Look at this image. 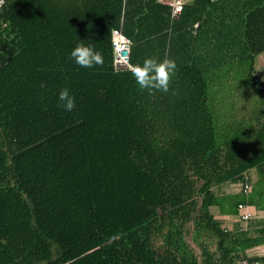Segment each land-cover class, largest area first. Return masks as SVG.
<instances>
[{"label":"trees","instance_id":"1","mask_svg":"<svg viewBox=\"0 0 264 264\" xmlns=\"http://www.w3.org/2000/svg\"><path fill=\"white\" fill-rule=\"evenodd\" d=\"M4 17L0 264H231L264 245L213 211L264 210V0H187L175 19L159 0H8ZM114 29L129 62L175 61L168 93L114 63ZM79 40L102 67L69 58Z\"/></svg>","mask_w":264,"mask_h":264},{"label":"clouds","instance_id":"2","mask_svg":"<svg viewBox=\"0 0 264 264\" xmlns=\"http://www.w3.org/2000/svg\"><path fill=\"white\" fill-rule=\"evenodd\" d=\"M2 3V0H0ZM91 41V40H90ZM129 48L132 42H128ZM69 58L81 68H94L103 66L104 59L101 52L94 49L91 43L85 44L84 40H79L76 46L70 51ZM176 63L174 60L164 58H145L142 63H127V70L131 73L135 83L149 92H169V85L176 72ZM41 88H45L44 82H41ZM176 94L175 90L172 92ZM58 107L66 112H71L76 108V99L68 88H63L58 93Z\"/></svg>","mask_w":264,"mask_h":264},{"label":"built area","instance_id":"3","mask_svg":"<svg viewBox=\"0 0 264 264\" xmlns=\"http://www.w3.org/2000/svg\"><path fill=\"white\" fill-rule=\"evenodd\" d=\"M159 2L170 7V16L172 19H175L180 15L184 5L183 0H159ZM7 3L8 0H2V3H0V21L5 20L4 12H6ZM111 46L114 55V63L118 67H127L130 56V48L128 41L120 29H114L112 31ZM253 81L257 85V88L264 93V78L254 74ZM240 186L242 192L247 193L249 191V179L244 177ZM238 216L240 221L245 223L249 222L253 218V215L248 211V207L243 204L238 205ZM231 264H264V257L262 259H249L241 257L240 259L234 260Z\"/></svg>","mask_w":264,"mask_h":264},{"label":"crops","instance_id":"4","mask_svg":"<svg viewBox=\"0 0 264 264\" xmlns=\"http://www.w3.org/2000/svg\"><path fill=\"white\" fill-rule=\"evenodd\" d=\"M186 2L187 0H183ZM218 1V0H214ZM264 52L261 53L256 57L255 62L257 59L260 61L261 69L264 75ZM264 78V77H263ZM247 178L249 179V191L247 193H243L244 195L249 196L250 193L252 192V187L253 184L258 180V175L257 172L251 171L248 175ZM239 187L238 189L236 187ZM235 187V191L241 190L240 184H238ZM245 205V204H243ZM248 207V211L253 215V218L249 222H242L239 219L238 215L235 216H220L218 214V210L216 208L213 209V211L216 214L217 219H220L222 221V227L224 228L225 231H231L234 232L236 229L239 232H257L261 229L264 228V210L263 209H256L254 206L251 205H245ZM249 259H262L264 257V245H258L255 246L251 249L246 250L244 256Z\"/></svg>","mask_w":264,"mask_h":264},{"label":"rangeland","instance_id":"5","mask_svg":"<svg viewBox=\"0 0 264 264\" xmlns=\"http://www.w3.org/2000/svg\"><path fill=\"white\" fill-rule=\"evenodd\" d=\"M4 15H6V12H4ZM264 55V54H263ZM254 68H255V72H256V74L257 75H259L261 78H263L264 77V75H263V72H262V69H261V65H260V61H259V59H257V61L255 62V64H254ZM239 187L237 186V189H238ZM197 251V250H196Z\"/></svg>","mask_w":264,"mask_h":264}]
</instances>
